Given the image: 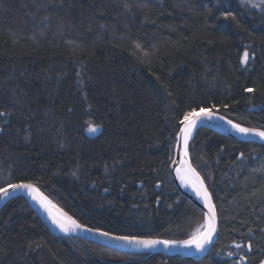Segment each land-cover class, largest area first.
<instances>
[{
  "label": "trees",
  "instance_id": "obj_1",
  "mask_svg": "<svg viewBox=\"0 0 264 264\" xmlns=\"http://www.w3.org/2000/svg\"><path fill=\"white\" fill-rule=\"evenodd\" d=\"M201 107L264 130V6L0 0V111L10 113L0 116V188L32 184L111 235L187 240L203 215L169 166L179 121ZM89 122L101 130L94 139ZM188 153L218 218L205 257L54 237L18 197L0 210V264H264V147L201 129Z\"/></svg>",
  "mask_w": 264,
  "mask_h": 264
},
{
  "label": "snow or ice",
  "instance_id": "obj_2",
  "mask_svg": "<svg viewBox=\"0 0 264 264\" xmlns=\"http://www.w3.org/2000/svg\"><path fill=\"white\" fill-rule=\"evenodd\" d=\"M242 3L246 5H250L251 7H257L255 0H242ZM261 5H264V0H260ZM127 8V5H125ZM137 48L140 47L139 44L136 45ZM147 55V53H145ZM249 59V51H245L243 57L241 58L240 63L246 64ZM245 92L253 93L255 90L250 87H245ZM199 113L202 115H197L196 109H192L189 112H186L183 116V119L179 121L182 127L179 129L180 136L177 137L179 140L182 136L183 138V158L181 160V168H178L177 177L180 179V182L185 187H190L192 192L195 193L196 197L203 201L204 207L208 209L207 214L204 215V223L200 226L195 232L192 233L189 239L182 241H174V240H156V239H147V238H138V237H130L125 235H110L108 232L96 230V234L106 239H111L119 242H123L125 244L134 245L138 248L143 249H153L157 245H163L165 248L169 247H194L197 251H201L205 245L209 244L212 241L213 234L216 231V219L217 213L216 208L212 203V197L205 187L204 181L200 178V175L196 172L194 168L191 167L187 162L188 157V142L189 138L192 135V130L197 127L198 122L203 120H212V119H220L224 120L223 116L214 117L211 111H206L204 107L199 109ZM10 115V113L0 111V116ZM226 124L230 126V128L241 136L248 137H258L261 141H264V130H257L255 128L242 127L240 124L233 123L231 120H224ZM87 131L90 134H94L98 131V127L94 126L89 122ZM241 159L244 158V154L241 153ZM185 165H187L186 173H185ZM75 175V173H74ZM159 186V185H158ZM9 189L12 193L17 191L27 192L29 196L32 197L37 203L40 204L41 208H43L49 214V218L52 220V223L55 224L61 232L66 235L70 230L75 231L76 229H80L82 231H93L90 228H83L80 224H78L75 220H73L70 216H67L63 213L60 214L62 217L58 219L56 216H53L50 207H54L51 205V202L48 201L45 197H42L38 194L37 190L31 184L20 183V184H10L7 188H0V199H4L9 196ZM71 226V228H70ZM236 247H240L239 244ZM249 250H251V246L249 245ZM241 260H244V257H240Z\"/></svg>",
  "mask_w": 264,
  "mask_h": 264
},
{
  "label": "water",
  "instance_id": "obj_3",
  "mask_svg": "<svg viewBox=\"0 0 264 264\" xmlns=\"http://www.w3.org/2000/svg\"><path fill=\"white\" fill-rule=\"evenodd\" d=\"M206 111H211V110H206ZM212 113H213L214 117L219 116V115L215 114L214 112H212ZM197 115H202V114L199 113V111H197ZM224 120H226V119H224ZM224 120L214 118L210 121L209 120H203V121L198 122L197 127L192 130V135L189 138V142L191 141L194 134L198 130L205 129V130L211 131V132H213V133H215L221 137H224V138H227V139L239 142V143L264 147V141H261L258 137L241 136L240 134L233 131L230 128V126L224 122ZM181 127H182V125L180 124L179 129ZM179 129H178L177 135L175 137V144H174V148H173V159H172V162L169 166V174L172 178L174 187H175L176 191L178 192V194L182 198H184L185 200L190 202L197 210H199L202 213V215L204 217V215L207 214L208 209L204 207L203 201H201L200 199H198L196 197L195 193L192 192L191 188H190V190H186L184 188L185 186H183L181 184L180 179L177 177V171L176 170L178 168H181V160L183 158V152H184L182 136L180 137L179 140L177 139V137L180 136ZM100 132H101V130L98 128V131L96 133L90 134L88 131H86L85 135L89 139H94L100 134ZM189 142H188V144H189ZM187 162L192 167V164L189 160V157H187ZM184 167H185V173L184 174L189 175L186 173L187 165H185ZM200 178H201V176H200ZM7 187H5V188H7ZM33 187L37 190V192L40 196L45 197L34 185H33ZM205 187H206V185H205ZM18 197L22 198L27 203L28 207L33 212V214L40 220V222L43 224V226L54 237L68 238V239H75V240H79V241H84V242H87V243H90L93 245H97V246H101L103 248H106V249H109L112 251H116V252H120V253L132 254V255H160V256H165V257H181V258L201 259L208 254V252L212 249V247L214 246V244L217 240L218 218L216 219V231L213 234L212 241L209 244L205 245V247L201 251H197L194 247L184 248V247L177 246V247L165 248L163 245H157L153 249L138 248L134 245L125 244L123 242H119V241H115V240H111V239H106L105 237L99 236L96 234L95 229H92L93 231H91V232L82 231L80 229H76L75 231L70 230L68 232V234L66 235L65 233L61 232L60 229L55 224L52 223V220L49 218L48 212H46L43 208H41L40 204L37 203L35 200H33L32 197L29 196L26 191L25 192L17 191L15 193H12L11 190L9 189V196L4 198V199H0V210L8 202H10L11 200L18 198ZM212 203H213V201H212ZM51 205H53V204L51 203ZM49 210L51 211L53 216H56L58 219L62 218L60 216V214L63 212L60 211L59 209H57L58 212H55L54 210H52V207H50ZM63 214H65V213H63ZM82 227L88 228V227H84V226H82ZM70 228H71V226H70ZM147 239H153V238H147ZM156 240H160V239H156Z\"/></svg>",
  "mask_w": 264,
  "mask_h": 264
},
{
  "label": "rangeland",
  "instance_id": "obj_4",
  "mask_svg": "<svg viewBox=\"0 0 264 264\" xmlns=\"http://www.w3.org/2000/svg\"><path fill=\"white\" fill-rule=\"evenodd\" d=\"M239 2L242 4V5H245V6H247L249 9H251V10H259L261 7H263L264 5H261V3H260V0H255V3L257 4V7H255V8H253V7H251L250 5H246V4H244V3H242V0H239ZM216 114V113H215ZM52 203V202H51ZM54 206H56L54 203H52ZM57 207V206H56ZM58 208V207H57ZM59 209V208H58ZM60 210V209H59ZM61 211V210H60ZM203 223H204V217L202 216V218H201V220H199L196 224H195V226H194V229H193V231H192V233L193 232H195L198 228H200V226L201 225H203ZM192 233L190 234V236L192 235ZM190 238V237H189ZM188 238V239H189Z\"/></svg>",
  "mask_w": 264,
  "mask_h": 264
},
{
  "label": "bare ground",
  "instance_id": "obj_5",
  "mask_svg": "<svg viewBox=\"0 0 264 264\" xmlns=\"http://www.w3.org/2000/svg\"><path fill=\"white\" fill-rule=\"evenodd\" d=\"M184 188H185L186 190H190V187H184ZM55 207H56V206H55ZM55 207H52V210H54L55 212H58V211H57L58 208L56 207V208H57V209H56Z\"/></svg>",
  "mask_w": 264,
  "mask_h": 264
}]
</instances>
